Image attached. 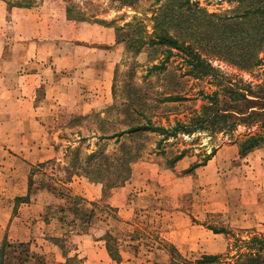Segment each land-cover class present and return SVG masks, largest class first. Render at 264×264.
<instances>
[{"label":"rangeland","instance_id":"rangeland-1","mask_svg":"<svg viewBox=\"0 0 264 264\" xmlns=\"http://www.w3.org/2000/svg\"><path fill=\"white\" fill-rule=\"evenodd\" d=\"M0 2L9 9L48 6L50 15H66L85 26L98 27L108 37L111 48L115 47L116 55L110 103L84 114L76 107L48 104L47 92L41 90L36 94L37 100H46L44 105L34 108V116L27 107H19L17 121L10 114L0 115V217L5 222L11 218L23 224L14 230L8 224L0 234V248L5 241L14 246L23 244L25 248H19L14 255L28 250L30 262L27 264H56L53 253L40 251L47 240L60 248L64 264H84L77 255H71L82 237L91 234L95 239L106 237L111 252L120 259L123 255L140 261L150 260L157 247L164 246L170 251L172 244L168 240L174 231L173 214L178 211L196 223L235 232L230 238L226 236L227 248L222 253H215L218 241L213 237L206 248L180 252L175 247L186 260L228 253L230 245L239 237L247 238L241 230L264 234V147L246 156L239 154L238 147L256 127L241 125L232 132L197 131L164 140L159 133L150 132L137 138H100L103 133L109 135L127 128L129 119L123 110L132 102L134 109L144 105V114L155 126L170 128L178 121L189 122L208 103L207 96L221 90L219 79H195L186 75L188 69L178 51L168 56L166 47L145 45L139 51L140 45H135L141 38L142 42L149 41L154 33L155 17L169 0ZM194 2L209 14L238 13L236 0ZM10 20V13L3 14L4 31L7 24L8 34ZM171 32L174 33V29ZM88 33L91 31H84ZM203 57L220 72L223 84L237 85L241 90L248 84L255 89L264 85V50L260 55L262 65L249 71L216 55L204 53ZM154 66L162 67L153 69ZM177 96L183 100L166 101ZM219 100L224 101L222 96ZM227 102L238 107L235 101L228 99ZM140 119L146 123L145 119ZM140 146H143L142 156L131 164L130 177L123 184L111 187L112 173L108 166L114 169V158L121 156L124 149L135 151ZM218 151L222 155L221 164L212 166L210 175H196L195 170L206 165ZM183 152L180 161L184 160L187 165H182L184 162L178 165V161L170 166L169 162ZM92 153L101 155L88 162ZM106 157L108 162L104 160ZM196 163L203 165L188 172ZM86 168L100 171L102 179H96L95 173L86 174ZM238 170L259 190L246 198L252 209H256L253 212L256 227L238 225V221L243 220L238 202L244 195L238 187ZM223 198L230 201L227 212H206L208 204ZM238 213H241L240 220ZM28 223H31V232L27 229ZM231 254H236V248ZM175 258L182 262L178 255ZM223 261L234 264L235 259Z\"/></svg>","mask_w":264,"mask_h":264},{"label":"crops","instance_id":"crops-1","mask_svg":"<svg viewBox=\"0 0 264 264\" xmlns=\"http://www.w3.org/2000/svg\"><path fill=\"white\" fill-rule=\"evenodd\" d=\"M47 7L9 9L5 3L0 2V115L10 114L16 118L15 121L18 120L19 107L31 109L34 116V108L44 105L46 99L37 100L36 96L41 90L47 92L48 104L76 107L84 114L112 100L115 47L111 48L108 37L98 27L85 26L68 19L66 15H50ZM6 13L11 14L10 34L7 32V24L4 31L3 14ZM84 31L91 33L84 34ZM182 162L184 160L178 165ZM221 162V151H218L206 165L196 169L195 173L210 175L212 166L220 165ZM183 164L187 165L185 162ZM238 187L244 194L242 201L238 202L243 216L242 220L241 213H238V219H241L238 225L256 227L257 219L253 215L256 209H252L251 202L246 198L248 194L259 191L257 185L250 178L240 175L238 170ZM173 197L177 201V195ZM229 204L227 198L218 199L207 205L206 212L225 213ZM173 216L174 231L168 241L178 251L206 248L213 237L218 241V251L215 253L225 252V234L214 233L203 223L194 222L190 216L180 211ZM9 223L12 230L23 226L20 225L21 221L8 218L5 222L0 217V234ZM27 226L29 229L31 223ZM29 231L31 232L30 229ZM105 238L101 240L95 239L91 234L84 235L71 256L77 255L84 264H172L170 252L164 246L157 247L154 258L150 260L140 261L124 258L123 255L120 260H114L110 257ZM45 243L40 251L43 254L53 253L56 264H64L60 248L50 241L45 240Z\"/></svg>","mask_w":264,"mask_h":264},{"label":"trees","instance_id":"trees-1","mask_svg":"<svg viewBox=\"0 0 264 264\" xmlns=\"http://www.w3.org/2000/svg\"><path fill=\"white\" fill-rule=\"evenodd\" d=\"M160 1V0H159ZM235 1V0H232ZM238 1V13L209 14L200 8L194 0H169L159 15L155 17L154 33L149 41L142 42V38L136 41L135 45H140V51L145 45L153 48L166 47V53L171 55L173 51H178L186 63L189 75L195 79L212 77L220 80V91H216L212 96H207L208 103L201 107V110L192 116L189 122L178 121L174 127L166 128L155 126L148 116L143 112L144 105L139 109H134L133 102L126 107L123 112L129 119L127 128L121 131H113L107 135L103 133L100 138L108 140L128 137H141L144 133H159L164 139L177 137L179 134L192 135L197 131L211 132H232L237 126L254 128V133L246 135L239 142V154L246 156L256 149L264 147V85L252 88L250 84L245 85L244 90L237 85L223 84V77L212 64L203 57V54L216 55L219 59L226 60L238 66L241 70L249 71L262 65L261 53L264 50V0H236ZM174 29V33L171 32ZM210 49V50H209ZM168 58V57H167ZM162 66H154L153 69H161ZM229 82V81H228ZM222 96L224 101L219 100ZM140 97V96H139ZM237 102L230 104L227 100ZM183 98L177 96L167 98L166 101H181ZM224 103V104H222ZM136 107V106H135ZM137 118H133V115ZM146 123H142L141 119ZM161 143V142H160ZM143 146L137 150L124 149L121 156L114 158L116 165L108 166V171L112 173L110 180L111 187L123 184L130 177L131 164L139 160L142 156ZM101 153H92L88 156V162L94 161ZM184 157V152L177 155L170 162L174 166ZM209 159L204 160V163ZM104 160L109 161L106 157ZM113 165V164H111ZM203 164H194L188 172ZM88 175L96 174L99 181L102 179L100 171L84 169ZM90 179V178H89ZM91 180V179H90ZM92 181V180H91ZM19 201V200H18ZM206 225L214 233H223L228 238L234 235L233 230L217 228L213 225ZM247 238L239 237L235 244L230 245L228 253L215 255H202L195 260L183 259L175 246H169L172 257V264H228L224 259H235L234 264H264V234H258L248 230H241ZM19 248H25L20 244L14 246L7 241L0 248V264H27L30 262L29 251L24 249L19 255L14 253ZM236 248V254H231ZM110 257L120 260L111 252L107 243ZM24 255V257H22ZM178 255L177 262L175 256ZM232 255V256H230Z\"/></svg>","mask_w":264,"mask_h":264}]
</instances>
